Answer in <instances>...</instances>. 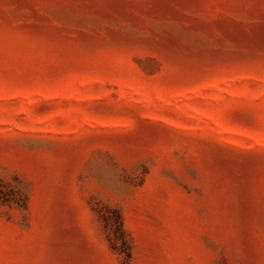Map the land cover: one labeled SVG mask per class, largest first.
Returning a JSON list of instances; mask_svg holds the SVG:
<instances>
[{"label": "rangeland", "instance_id": "rangeland-1", "mask_svg": "<svg viewBox=\"0 0 264 264\" xmlns=\"http://www.w3.org/2000/svg\"><path fill=\"white\" fill-rule=\"evenodd\" d=\"M0 264H264V0H0Z\"/></svg>", "mask_w": 264, "mask_h": 264}]
</instances>
